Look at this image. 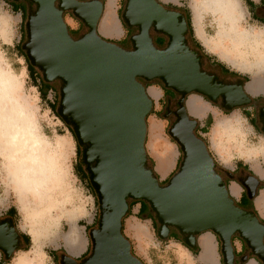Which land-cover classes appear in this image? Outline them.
Here are the masks:
<instances>
[{
  "label": "water",
  "instance_id": "1",
  "mask_svg": "<svg viewBox=\"0 0 264 264\" xmlns=\"http://www.w3.org/2000/svg\"><path fill=\"white\" fill-rule=\"evenodd\" d=\"M21 44L31 66L45 83L59 80L56 113L81 149L80 161L98 202V220L88 231L89 253L76 260L62 254L59 264H144L123 232L130 201H144L166 240L175 230L188 248L206 231L220 243L223 264H236L232 238L237 236L264 264V222L251 208L238 206L205 140L195 133L186 97L197 94L225 110L250 105L244 81L223 82L202 69L197 52L187 45L189 28L183 11L159 0H124L121 20L135 28L129 46L107 41L98 30L102 0H28ZM86 28L77 38L68 32L64 13ZM151 34L167 37L157 47ZM159 81L177 96L176 117L168 129L181 160L162 185L149 164L147 117L153 107L146 82ZM264 133V104L257 110ZM164 117H167L164 115ZM248 199L258 179L239 180ZM22 246L12 217L0 218V252L5 260ZM246 259V258H245Z\"/></svg>",
  "mask_w": 264,
  "mask_h": 264
},
{
  "label": "rangeland",
  "instance_id": "2",
  "mask_svg": "<svg viewBox=\"0 0 264 264\" xmlns=\"http://www.w3.org/2000/svg\"><path fill=\"white\" fill-rule=\"evenodd\" d=\"M188 1L190 5V0ZM14 2L16 1L14 0ZM109 2L113 3V0H109L108 3ZM122 2L124 4V0ZM239 2L243 9L239 5L238 0H235L237 13L239 15V29L246 32L251 29H257L258 32L264 36L263 22L254 19V17L249 14L246 8L245 0H239ZM3 3V0H0V14L6 13V16L11 19V32L8 35V38H0V75L2 74V76L6 75L9 76V78H14L17 81L16 93L30 99L28 101L29 103H32L30 105V107L32 106L31 116L36 122L38 134L43 138L42 154L44 155V153H46L47 155L48 153L49 157L52 156V158H54V164L52 167L56 168L59 165V169L58 173L54 174L53 180L50 179L44 183H42L41 179H35V182H31L30 180L19 182L16 177L15 179L12 178L11 172L9 176L8 170L13 168L4 159L5 157L0 154V218L7 216L12 217L19 233L29 236L28 241L26 243L22 241V246L20 247L23 248L26 246L27 250H16L9 260H5L3 254L0 252V264H14L16 257L20 254V251L25 252V254L29 255L32 260L38 259L41 262L40 264H59V259L62 254H68L76 260H80L90 251L88 231L97 224L98 202L96 203V196L94 197L95 193L93 194L89 189L88 182L82 175L81 167L79 166L81 156L77 149L76 138H74L67 129L66 124L62 121V119L57 117L55 114L56 107L54 108V104L58 102L59 98V80L48 83L52 90H48L46 96L42 97L39 91V87L42 84L41 74L38 70H36L37 72L35 76H31L29 74L27 61L19 50L20 42L22 44L25 40L24 22L28 12H25L22 19H20L19 14L12 13L10 10L11 7H8ZM120 4L121 2H118V5ZM123 4L122 8L118 9V14L120 16L121 24L124 26V23L121 20ZM23 5L24 3L20 2L19 10L21 12ZM27 5H29V3ZM33 8L34 5L32 7L28 6L29 10ZM249 11L250 13L252 12L251 10ZM189 15L191 27L194 32V26L192 23L193 12L191 10L189 11ZM64 20L68 26V32L73 38H77L86 30L84 25L78 19L73 17L71 13L65 12ZM201 21L207 36L215 34L221 25L219 14L213 13L210 10L203 11ZM222 23V25L227 26L226 21L223 20ZM124 29L126 30L125 26ZM151 35L154 36L153 42L157 47H161L167 41V37L165 35ZM130 36L131 35H128L124 39H119L116 35L112 37H103L105 40L114 42L121 47H128ZM189 37L192 44H194V37L192 33H190V30ZM201 46L202 50L208 54V58H210L214 64V67L211 68H208V65L204 64V70L207 72L215 71L220 79L226 78L225 81L236 82L238 80L244 81L243 77H246V79L251 77V82L249 84L251 85L258 74L261 72L264 73V66L258 67V65H256V53L249 54V56L244 59V57L238 53L240 50L238 49L228 52V54L225 55V58L222 59L217 53L211 52L207 48L205 49L203 45ZM206 58L207 57L205 55V59ZM242 60H245L244 63L246 65L244 66L246 71L238 65L243 64ZM215 63L222 64L225 69L231 72H236L237 75H230L222 71L215 65ZM153 83L158 85L162 91L160 92L162 96L159 104L156 102L153 103L151 113H156V116L167 121L165 134L169 137L168 129L172 125L173 121L171 122V120H168V118L164 117V115L166 114L167 109L175 107L176 102L172 101V104H168L166 102V88H164L161 83H155V81ZM148 93L157 96L159 91H156L151 87L148 89ZM197 96L202 98V101L210 106V110L207 111L203 117L200 118L196 116V118L199 119V124L205 120L206 123L207 121H210V124L214 126V122L217 117L223 116L229 119L237 117L240 121V130L244 133L245 139H247V136H251L253 132L254 134H257L256 130H253L250 127L249 122V115H256L253 110H246L242 108L225 110L222 106H220V102L217 104L211 103L207 98L197 94H189L186 99L187 101L189 98L198 99ZM171 98L172 100H175V95H172ZM247 106L249 105L244 107ZM214 111H217L216 115H214ZM195 133L201 137L199 127L195 129ZM57 140L63 141L64 143L62 144L65 145L66 157H63L62 162L59 160L61 152L58 147ZM161 144H163L162 148L166 145L165 143ZM158 148L161 149V147ZM230 148L233 149L232 146H230ZM163 152L165 151L163 150ZM219 152H223V148H219ZM149 164L153 167V162L150 159ZM16 166L17 164L15 163V168ZM219 169L221 168H218V172L222 175V172ZM172 174L167 177L165 181L160 180V185L164 184L172 176ZM248 200L251 201L250 199ZM143 203L144 213L147 214L149 219L153 222V230L150 229V239L152 237L151 241H153L155 245L152 244L150 247L151 255L155 254V251L161 253L162 250L166 249L168 239L162 240L158 237L157 231L159 225L156 222L155 216L149 205L146 202ZM236 204L242 208L249 207L248 201H240L236 202ZM10 208H14V211L11 214L8 212ZM133 210L135 209L130 206L129 211L123 220V232L130 240L132 252L135 254L136 250L133 248V243L128 236L129 231L126 227L129 222L130 215H133L132 213H134ZM31 233L35 235L34 244ZM169 237L179 240V234L174 230L170 231ZM86 244H88L87 253H82L81 251ZM82 246L83 248L81 250ZM34 256L37 257L34 258ZM237 261L241 264V257H238Z\"/></svg>",
  "mask_w": 264,
  "mask_h": 264
},
{
  "label": "crops",
  "instance_id": "3",
  "mask_svg": "<svg viewBox=\"0 0 264 264\" xmlns=\"http://www.w3.org/2000/svg\"><path fill=\"white\" fill-rule=\"evenodd\" d=\"M108 1L109 0H103L105 8L98 24V30L101 35L105 37H112L116 35L119 39H124L133 33V28H129L124 25L126 27L125 30L124 26L121 24L118 9L122 8L123 0H113V3H108ZM159 1L162 4L169 6H176L178 8L187 9L188 11L191 10L188 0ZM245 1L247 11L254 17V19L257 20L253 12L259 7L261 0ZM3 2V4L11 7L10 10L12 13L19 14L20 19H22L25 12H29L27 6H23L21 12L19 10L20 3L13 5L10 3V0H3ZM118 2H121V4L118 5ZM238 3L241 6L239 0ZM249 10L252 12L250 13ZM193 37L202 45L195 31L193 32ZM256 79L258 84L257 87H251L249 85L251 77L247 79V81H244L245 91L249 96H251L252 100L257 102L256 110L254 106H247L243 108L246 110H253L256 113V115H249V122L250 127L257 132V134H254L253 132L251 136H247V141L244 145L240 148L233 147V149L228 150L229 155L227 152H222L223 154H221L212 145L210 137L208 136L213 125H207L205 120H203V122H200L198 127L201 137H203L207 143L209 151L211 152L217 165L221 168L219 170L222 172V176L225 179L232 198L235 202L248 201V208L253 209L258 214L261 221L264 222V133L260 130L261 122L257 114L258 108L264 104V73L261 72L258 74ZM151 87L156 91H159L157 96L149 94L154 103L156 102L159 104L162 96L160 92L162 91L156 84L147 86V90ZM199 98L200 97H198V99L189 98L187 106L188 102L191 100L195 104L201 105L203 110L198 111L196 115L192 114L189 110L194 117L197 116L201 118L207 111L210 110V106L202 101V98ZM155 114L156 113H151L147 118L148 131L145 145L149 159L153 162L155 173L157 177L159 176L160 178L159 181H165L167 177H169L178 167L181 153L178 146L165 134L167 121L159 118ZM205 130L207 131L204 132ZM161 143H165V146L167 147L164 146V148H162L163 144ZM158 147H161V149ZM163 150L165 152H163ZM249 175L258 179L256 195L253 199H250L251 201L247 199L246 192L239 182V180H246ZM130 206L135 210H133L134 213H132L133 215H130L129 222L126 225L127 230L129 231L128 236L132 240L133 248L136 250V256H138L144 264H223L222 257L219 252L218 239L209 231L203 232L196 237L197 243L194 248H188L183 245L180 239L177 241L171 237L167 240L168 244L166 245V249L162 250L161 253L155 251V254L152 253L153 255H151L150 247L154 243L151 241L152 237L150 239V229L153 230V222L149 219L147 214L141 213V203L133 204L130 202L129 209ZM233 244L235 255L234 261L236 264H239L237 261L238 257H241V264H261L250 254L244 242L237 236L233 238ZM82 248L83 246L81 247V250ZM87 249L88 244L84 246L81 252L85 253Z\"/></svg>",
  "mask_w": 264,
  "mask_h": 264
},
{
  "label": "bare ground",
  "instance_id": "4",
  "mask_svg": "<svg viewBox=\"0 0 264 264\" xmlns=\"http://www.w3.org/2000/svg\"><path fill=\"white\" fill-rule=\"evenodd\" d=\"M190 3L193 12L194 31L205 49L217 53L222 59L225 58L228 52L238 49H240L238 53L244 59L249 54L256 53V65L258 67L264 66V36L257 29H251L248 32L239 29V15L235 0H190ZM205 10L219 14L221 19L219 30L210 36L206 35L201 21L202 13ZM10 20L6 13L0 14L1 39L8 38L11 32ZM223 20L227 22V26L222 25ZM242 61L243 64L238 65L245 70V60ZM16 83L17 81L14 78L0 75V154L5 157L4 159L13 168L8 170L9 176L11 172L13 179L16 177L19 182L29 180L35 182V179H41L44 183L54 179V174L58 173L59 165L57 164L58 167L56 168L52 167L54 158L49 157L48 153L47 155L46 153L42 154L43 138L38 134L36 122L31 116L32 106L30 107V105L32 103H29L28 100L30 99L16 93ZM257 85V79H255L250 86L257 87ZM188 108L194 115L203 110L201 105L195 104L192 100L188 102ZM213 113L214 115L217 114V112ZM239 123L237 117L234 119L223 116L216 118L209 137L212 145L218 151L219 148H223V152H227L229 155L230 146L240 148L244 145L246 139L244 133L240 130ZM62 143L64 142L57 140L61 152L59 158L61 162L63 157H66L65 145ZM15 163L17 164L16 168ZM31 235L34 244L35 235L32 233ZM36 257L34 256V258ZM40 263L38 259L32 260L23 251H20L14 261V264Z\"/></svg>",
  "mask_w": 264,
  "mask_h": 264
},
{
  "label": "flooded vegetation",
  "instance_id": "5",
  "mask_svg": "<svg viewBox=\"0 0 264 264\" xmlns=\"http://www.w3.org/2000/svg\"><path fill=\"white\" fill-rule=\"evenodd\" d=\"M16 2H18V3H20V2H23L24 3V7H32L33 6V4L30 2V1H28V0H15ZM16 2H14V0H10V3H12L13 5H15V4H18V3H16ZM29 3V5H27ZM165 6L166 7H169V8H173V9H175V10H179V11H183L182 9H179V8H174V7H172V6H169V5H166L165 4ZM184 12V11H183ZM184 14H185V12H184ZM253 14H254V16L257 18V20L258 21H260V22H263V24H264V0H261V4L259 5V7L258 8H256L255 10H254V12H253ZM185 19H186V22H187V17H186V14H185ZM187 25H188V23H187ZM188 28H189V26H188ZM134 31H135V28H133V33H134ZM132 33V34H133ZM131 34V35H132ZM153 38H154V36H153ZM186 39H187V45L189 46V48L190 49H192V50H195V51H198L197 52V56L199 57V60H200V62H201V67H202V69L204 70V64L205 65H208V68H211V67H214L213 65V62H212V60L210 59V58H208L209 56L202 50V49H200V48H198L197 46H195V44H192V42L190 41V37H189V32H188V34L186 35ZM166 43V42H165ZM164 45V44H163ZM162 45V46H163ZM205 55H206V57L208 58V60L206 61V59H205ZM221 69V68H220ZM206 71V70H205ZM215 71H211V72H209V73H212V74H215L218 78H219V76L216 74V72L214 73ZM226 79V78H225ZM225 79H220L219 78V80H221V81H223V82H235V81H225ZM165 91L167 92V96H166V102L169 104H172V101H175V102H177V99H178V97H177V94L174 92V91H172V90H170V89H165ZM172 95H175V100H172V98H171V96ZM221 103V99L220 98H218L217 99V102L215 103V104H217V103ZM219 103V104H220ZM221 106V105H220ZM249 106H254V108H255V110L257 109V102L256 101H254V100H252V103L249 105ZM240 108H244V106H242V107H240ZM177 109V104L175 105V107L174 108H170V109H167V111H166V116H167V118H168V120H171V122L173 121V122H175V120H176V117H175V115H174V111ZM220 173V172H219ZM141 203V207H143L144 206V203L143 202H140ZM180 239H181V241H182V238L180 237Z\"/></svg>",
  "mask_w": 264,
  "mask_h": 264
},
{
  "label": "trees",
  "instance_id": "6",
  "mask_svg": "<svg viewBox=\"0 0 264 264\" xmlns=\"http://www.w3.org/2000/svg\"><path fill=\"white\" fill-rule=\"evenodd\" d=\"M172 7H174V8H178V7H176V6H172ZM179 9H182V10L185 12L186 17H187V23H188V26H189L190 33H192V35H193V30H192L191 23H190V15H189V11H188L187 9H183V8H179ZM194 44H195V46H197L198 48L202 49L201 44H200L198 41H196L195 39H194ZM20 45H21V42H20V44H19V50L21 51V54L25 57V59H26V61H27L28 72H29V74H30L31 76H33V75L35 76V75H36V72H37V71H36L37 69L34 68L33 66H31V65L29 64L28 59L26 58L25 53H24V51L21 49ZM215 65H216L217 67L221 68L222 71H224V72H226V73H228V74H230V75H234V76L237 75L236 72H231V71L225 69L224 66H223L222 64H220V63H215ZM243 78H244V81H247L246 77H243ZM153 82H154V81H152L151 83L146 82V83H145V86L147 87V86H149V85H152V84H154ZM155 83H160V82H159V81H155ZM39 88H40L39 91H40V94H41L42 97H45V96H46V93L48 92V90L51 89V87L49 86V84H48V83H45L43 80H42V84H41V86H40ZM56 105H57V102L54 104V108L56 107ZM55 114H56L57 117H59L58 114L56 113V111H55ZM207 125H210V121H207ZM66 127H67V129L70 131V133L73 135V137L75 138L72 129H71L68 125H66ZM206 131H207V130H205L204 132H206ZM77 149H78L79 154H80V156H81V149H80V147L78 146V144H77ZM180 160H181V158H180ZM79 166L81 167L82 175L86 178V180H87V182H88L89 189H90V190L92 191V193L94 194V191H93V189H92V187L90 186V183H89V181H88L87 174H86V172L83 170L84 168H83V165H82V163H81L80 161H79ZM94 197H95V195H94ZM95 201H96V203H97V199H96V198H95ZM130 202L133 203V204H135V203H140V202H144V201H130ZM130 202H129V204H130ZM140 210H141V213H144V206L141 207ZM13 211H14V208H10L8 212H9V214H11ZM262 222H263V221H262ZM174 231H175V230H174ZM175 232H176V231H175ZM20 235H21V237H22V241H23L24 243H26V242L28 241V239H29V236L26 235V234H23V233H20ZM234 237H235V236H234ZM234 237H233V238H234ZM169 238H171V237H168V239H169ZM233 238H232V241H233ZM179 239H180V236H179ZM180 240H181V239H180ZM177 241H178V240H177ZM182 242H183V240H182ZM183 245H184V243H183ZM19 249H21V250H27V247L25 246V247H23V248H19ZM19 249H18V250H19ZM86 253H87V252H86Z\"/></svg>",
  "mask_w": 264,
  "mask_h": 264
}]
</instances>
